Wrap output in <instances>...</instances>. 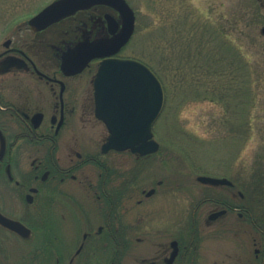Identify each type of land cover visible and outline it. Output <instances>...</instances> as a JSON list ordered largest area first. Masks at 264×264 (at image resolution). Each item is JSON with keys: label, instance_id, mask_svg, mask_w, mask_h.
<instances>
[{"label": "flooded vegetation", "instance_id": "flooded-vegetation-1", "mask_svg": "<svg viewBox=\"0 0 264 264\" xmlns=\"http://www.w3.org/2000/svg\"><path fill=\"white\" fill-rule=\"evenodd\" d=\"M32 1L0 0V214L30 231L0 226V264H264V187L239 174L191 171L185 187L161 176V115L158 152L105 148L96 73L106 58H128V44L82 60L92 46L111 50L119 13L92 5L31 26L55 0ZM10 237L39 246L13 261Z\"/></svg>", "mask_w": 264, "mask_h": 264}, {"label": "rangeland", "instance_id": "rangeland-1", "mask_svg": "<svg viewBox=\"0 0 264 264\" xmlns=\"http://www.w3.org/2000/svg\"><path fill=\"white\" fill-rule=\"evenodd\" d=\"M49 1L32 2L36 8ZM127 1L135 12L136 30L122 55L153 63L165 89L155 131L161 147L157 171L183 187L193 180L191 171L239 174L264 187L262 1ZM204 35L207 39L199 41ZM211 45L224 49L223 64L229 65L222 77L221 99L211 95L207 77L198 75L194 66L204 62L194 56L195 48ZM3 246L15 261L39 241L10 237Z\"/></svg>", "mask_w": 264, "mask_h": 264}, {"label": "water", "instance_id": "water-1", "mask_svg": "<svg viewBox=\"0 0 264 264\" xmlns=\"http://www.w3.org/2000/svg\"><path fill=\"white\" fill-rule=\"evenodd\" d=\"M92 5H108L117 11L122 19V29L112 40L113 47L109 52H101L104 43L88 49L83 65L91 59L117 53L129 41L134 31L135 16L125 0H56L34 16L29 25L46 26ZM260 33L264 35V27ZM95 98L96 117L104 122L110 134L105 148L129 149L140 155L157 151L158 144L151 139V127L162 110L164 91L146 65L133 59L104 60L95 78ZM198 180L210 184L222 182L209 177ZM0 225L24 239L30 236V231L23 224L1 214Z\"/></svg>", "mask_w": 264, "mask_h": 264}, {"label": "trees", "instance_id": "trees-1", "mask_svg": "<svg viewBox=\"0 0 264 264\" xmlns=\"http://www.w3.org/2000/svg\"><path fill=\"white\" fill-rule=\"evenodd\" d=\"M204 38L207 39L206 35H204V37H200L199 41H201ZM202 44L206 45L205 42H203ZM195 46H197V44H195ZM195 49L197 52L194 56L198 57L200 60L201 58L204 60V62L200 61L194 63V66L197 70V74L198 75L200 73H201L200 75L205 74V77H207L208 79L207 81H209V83L206 84L208 89L210 90L211 95L217 97L218 99H221L223 96L221 95L220 91L222 90L221 85L224 80L222 77H224V75L229 72L228 71L229 65L226 62L225 64H223V61L227 58L224 49H222L220 46L215 47L212 45L209 48L208 46H204L201 49L200 47ZM148 64L162 80V75H161L162 73H160V70L158 71L157 69H155L153 63L150 64L149 61ZM180 69H182V67Z\"/></svg>", "mask_w": 264, "mask_h": 264}]
</instances>
